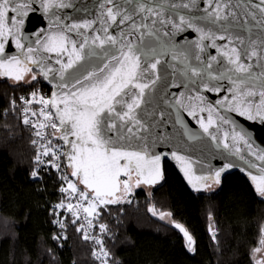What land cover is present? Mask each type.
I'll return each mask as SVG.
<instances>
[{"label":"snow or ice","instance_id":"1","mask_svg":"<svg viewBox=\"0 0 264 264\" xmlns=\"http://www.w3.org/2000/svg\"><path fill=\"white\" fill-rule=\"evenodd\" d=\"M196 0H192L195 4ZM109 7L101 5L103 9L102 16L104 20L102 24L107 25L116 24L119 18L120 24H128L130 31L127 35L146 28L147 25H137L135 23V16L141 13L145 14L144 19L153 15L160 18L161 24L170 23V21L163 18L164 13L157 7L149 6L143 2L139 3L133 12H129L127 8L116 3V0H105ZM70 3H65L64 0H41V7L44 13H48L52 7H70ZM171 7H177L176 4H171ZM184 8H189V4L181 5ZM211 7V4L209 5ZM240 5L237 4V7ZM28 4L18 3L17 0H0V57L5 55V45L9 42V38L15 41L17 49H24L21 43V29L24 25V18L28 16L26 10ZM254 8L260 13L258 18L255 12L246 10L245 15H249L257 24L264 28V0H259V3H252L246 6V9ZM207 11V9H205ZM13 13L14 15H10ZM227 13V14H226ZM214 20H228L229 16L236 19V12L230 10L229 4L217 3L213 12L209 13ZM181 23H188L189 27L192 25L185 20L183 16L180 17ZM94 22L73 23L66 30L68 32L77 30L80 35V29H90ZM155 24L156 21L153 20ZM247 23V21H245ZM173 28L177 25L173 23ZM201 33V41L204 39H213V47L215 39L227 40V44L223 49L217 50L221 55L227 58V62L232 67L228 69L234 75L239 74V82L236 79L228 77L229 82L233 84L231 89L232 101L227 104L228 111H234L237 115L245 117L250 121H259L264 123V72L258 77H253L251 73V64H246L243 61L245 58L258 57L255 41H249L250 51L242 53L238 47L229 45L243 46L245 41L239 37L230 38L220 35L214 38V34L209 33L205 35L200 28L195 29ZM105 33L101 38L96 35L91 39V45L104 49L105 44L112 46L119 45L117 53L111 55V59L104 63L101 67L88 69L82 63L87 56H92L91 50L85 54V49L89 48V38L84 37L83 42L77 45L73 40H70L65 31L50 34L45 37L43 41H37L43 52L55 53L58 59L56 63L60 65V81L61 83L54 85V87L63 90L62 92H53L50 99H45L43 96L37 97L36 93L32 94V102L41 105L39 112L43 122L33 123L32 127L36 128V135L41 139L44 138L45 128L51 127L54 133H59V136L54 135V139H59L64 142L69 151L62 153L66 156L68 167L71 169V175L76 177L78 183L83 185V190L77 187L76 183L68 181L67 188H61L62 192H68L69 196H78V203H69L66 207L69 212H72L76 219H79V211L85 213V219L89 225L92 221L90 218L98 216V209L102 206L115 204L123 201L124 196L130 193L133 187V174L135 175V186L139 187L141 183L153 185L162 179L161 160L162 154H150L147 148L140 150H128L120 145V141L135 137L138 140L146 139L141 133L148 131L145 124L138 118L137 109L140 108L145 97V90L151 89L156 85L157 81L161 79L159 75L158 66L161 64V58H153L152 60L145 59L142 61L141 57L144 55L142 49L137 44H133L130 40H125V33H120L119 39L116 36L108 34V27H103ZM149 36L153 35L152 31H148ZM167 35V33H164ZM144 34L141 32L140 43H143ZM98 42V43H97ZM264 44V41H262ZM203 51L202 45H198ZM37 51L32 47H28L26 53L22 51L23 59L12 56L9 59H0V77H7L13 81L19 82L24 80L25 76L32 71L30 64L40 65L41 61L36 59L32 53ZM155 52V49H152ZM67 56V61L64 62L59 57ZM173 59H178L175 51L172 52ZM187 57L185 56V60ZM199 59V57H197ZM215 60V57L212 58ZM112 61H115L112 64ZM111 65V66H110ZM79 66V67H77ZM207 68H212V63L207 64ZM70 69H75L72 73L70 81L65 80V73ZM45 79L48 78V72L41 67L40 69ZM48 71H51L49 69ZM192 76L199 77L202 75L201 70L196 68L190 69ZM148 75L149 82H143L145 76ZM209 80H220L226 77V73L219 76H213L208 73ZM36 76L32 75L31 80H36ZM259 80L260 88L257 89L255 83L251 81ZM250 85V86H249ZM173 87H179L178 84H173ZM205 91L219 92V88H209L208 84L203 85ZM135 90V91H133ZM259 96V102L255 103L251 98ZM130 97V102L128 98ZM203 100V97H197ZM227 101V97L224 98ZM180 103V101H177ZM222 104L224 101L221 102ZM119 105V107H117ZM204 111V108L200 109ZM27 112V109L25 110ZM208 118L207 122L201 118L198 123L203 132L209 134L213 140L216 139L214 135L209 132L213 127L215 121L212 113L214 108L209 106L207 108ZM33 116L36 112L32 113ZM189 115L195 116L194 111H189ZM223 121L224 118L220 117ZM51 123H45V122ZM119 121V123H117ZM228 122V121H224ZM25 124L29 120L25 118ZM128 136H125L124 133ZM228 133H225L227 139ZM233 142H243V144L251 149V144L246 138L245 134L232 132ZM52 141L49 140L48 144ZM43 148V155L48 156L50 153L54 160H58L59 156L56 151L49 149L47 145H41ZM225 148H229L227 143ZM240 148H235V152L239 153ZM171 156L182 167L188 178L189 184L196 190L205 187V184L200 182L213 181L218 184L220 172L217 171L214 177L194 176L192 174L191 161L186 160L185 157L177 155L172 152ZM257 159L264 163V152L257 154ZM37 161H40V156H37ZM53 167L59 168L58 164H53ZM264 173V168L260 169ZM36 172L32 173L35 177ZM123 177V179H122ZM65 179H67L65 177ZM255 185L256 192L264 197V175L251 176ZM123 193V195H120ZM86 202V206H85ZM59 208H64V204L57 205ZM74 209L76 211H74ZM153 215H158L159 219L164 220L165 217H170L171 213L160 212L157 213L155 208H150ZM75 223V220H73ZM172 226L183 234L187 241L188 250L194 251V240L187 229L180 223L173 221ZM63 227V224H61ZM82 227V226H81ZM79 230V229H78ZM105 230V226L101 225V231ZM211 230V229H210ZM85 239H88L85 233ZM215 239V233H213ZM102 245V242H100ZM260 248L255 249L256 253L264 251V230H262V237L260 239ZM105 257L107 252L102 253ZM106 264V261L104 262ZM256 264H264V259L257 260Z\"/></svg>","mask_w":264,"mask_h":264},{"label":"trees","instance_id":"2","mask_svg":"<svg viewBox=\"0 0 264 264\" xmlns=\"http://www.w3.org/2000/svg\"><path fill=\"white\" fill-rule=\"evenodd\" d=\"M37 88L51 92L40 76L30 83L0 78V264H100L72 213L65 214L58 236L52 210L67 198L58 193L56 172L32 176L39 165L37 129L24 123L21 98ZM163 173L150 193L140 185L125 201L102 206L90 218L110 264H256L264 197L242 173H226L221 184L209 183L204 192L194 191L168 159ZM150 208L171 213L172 223L192 236L194 251Z\"/></svg>","mask_w":264,"mask_h":264},{"label":"water","instance_id":"3","mask_svg":"<svg viewBox=\"0 0 264 264\" xmlns=\"http://www.w3.org/2000/svg\"><path fill=\"white\" fill-rule=\"evenodd\" d=\"M17 2L29 5L27 9H22L28 12L20 33L24 49H17L15 41L9 38V42L5 45V55L0 59H9L12 56L23 59L22 51L26 53L28 47L37 49L32 55L40 60L41 64H30L29 67L32 69L30 73L35 72L40 75L44 85L51 89L50 98L53 92L63 91L54 87V85L61 83L60 65L56 63L58 57L55 53L43 52L37 43L38 40L43 41L50 34L65 31L69 39L75 41L78 46L83 42L84 37H88L90 49L86 48L85 54L89 50L95 53L92 56L86 55V60L82 62L88 69L101 67L111 59L113 53H117L119 45L112 46L106 43L104 49L91 45V39L96 35L101 38L104 37L103 27L105 26L108 27L109 35L119 39L120 33L123 31L125 40L137 44L144 53L141 57L142 61L161 58V64L158 66L161 79L151 89L145 90L144 101L137 109L138 118L148 128L147 132L141 133L146 139L138 140L131 137L119 142L128 150H140L146 147L150 154H162V179L153 185L143 183L140 185L154 187L163 182V161L165 159L171 162L181 177L189 184L188 178L181 171L182 165L171 156L172 152H176L177 155L192 162L191 168L194 176L214 177L217 171L221 173L218 184L211 180L200 182L206 185L200 190H196L189 184L194 191H206L209 183L219 185L226 173L236 171L242 173L255 189L251 176L264 175L260 172V169L264 168V163L257 159V154L264 152V123H260L258 120L250 121L237 115L234 111L227 110V104L233 99L231 93L233 84L229 82L228 77L239 82V74L234 75L228 71L232 66L228 64L227 58L217 50L218 48L223 49L227 40L215 39L216 47H213V39L201 41V33L195 29H202L205 35L212 33L214 38L224 35L233 39L236 37L243 39L245 41L243 46L229 45V47H238L242 53L250 51L249 41H255L258 45L256 50L260 55L245 58L242 62L251 64L252 76L258 77L264 72V44H262L264 28L257 24L251 16L245 15V12L251 10L259 18L260 13L254 8L246 9L247 5L259 3V0H196L195 4L192 3V0H116L117 4L127 8L129 12H133L141 2L157 7L164 13L163 18L170 21V23L161 24L159 17L153 15L144 19L145 14L141 13L135 16V23L137 25L144 24L147 27L132 33L131 36L127 35L130 31L129 25L120 24L119 18L116 24L110 22L107 25L102 24L104 17L102 16L101 5L110 6L105 3V0H64L71 6L52 7L46 14L41 7V0H17ZM56 2L59 3V0ZM185 3L189 4V8L186 9L181 6ZM217 3L229 4L230 10L237 14L236 19L229 16L228 20H214L209 13L214 11ZM171 4H176L177 7H171ZM237 4L240 6L237 7ZM10 15L14 14L10 13ZM181 16L192 27H189L188 23L182 24ZM153 20L156 21L155 24ZM84 22L94 23L90 29H80V35L77 34V30L70 32L66 30L73 23ZM173 23L177 25V28L172 27ZM148 31H152L153 35L149 36ZM141 32L144 34L142 44L140 43ZM165 32L167 35L164 34ZM198 45H202L203 51ZM152 49H155V52ZM173 51L176 52L178 59H173ZM185 56L187 57L186 60ZM213 57L215 60L212 59ZM59 58L64 62L67 61L66 54ZM114 63L115 61H112V64ZM208 63H212L211 69L207 68ZM41 67L48 72L47 79L42 75ZM191 68L201 70L202 75L199 77L192 76ZM49 69L51 71H48ZM73 72L75 69H70L64 74L66 81H70ZM208 73L213 76L226 73V77L220 80H209ZM143 82H149L148 75L145 76ZM174 83L178 84L179 87H173ZM205 83L208 84L209 88H219L220 91H205L203 87ZM250 83H255L257 89L260 88L259 80ZM198 96L203 97V100L197 99ZM225 97H227V101L224 100ZM126 99L130 102V97ZM251 99L255 103L259 102L258 95ZM222 101H224L223 104ZM209 106L215 109L212 113L215 123L209 129V132L216 137L215 140L209 134L204 133L198 123L201 118L207 122L209 115L207 108ZM201 108L205 110L201 111ZM189 111H194L195 116L189 115ZM220 117H223L224 120L222 121ZM233 129L238 133L245 134L251 144V149L246 147L243 142H233L231 138ZM225 133H228L227 139H225ZM124 135L128 136L126 132ZM57 142L64 145L62 140L57 139ZM225 143L229 145V148L224 147ZM64 146L65 152L69 151L68 147ZM237 147L241 149L239 153L235 152ZM64 158L68 166L66 156ZM174 229L178 231L176 228ZM180 234L184 238L183 234Z\"/></svg>","mask_w":264,"mask_h":264},{"label":"built area","instance_id":"4","mask_svg":"<svg viewBox=\"0 0 264 264\" xmlns=\"http://www.w3.org/2000/svg\"><path fill=\"white\" fill-rule=\"evenodd\" d=\"M36 93L37 97L43 96L45 99H50V94L46 93V91H44L41 88H37L33 91L28 92L27 94L23 95L21 98V102H22V117L25 120V118H27L29 120V123L27 125H32L33 123H40L43 122V118L40 117L39 112L41 109V105L35 102H32V94ZM27 109V112L25 111ZM36 112V115L33 116L32 113ZM45 123H51L49 122H45ZM44 132V138L41 139L39 136L36 135L35 141L38 145V149H39V156H40V161L42 162H38V168L36 170L37 175L35 176V178H39V173L48 170L50 168H52L56 174L57 177L59 179V183H60V188L58 189V193L59 195H63L67 198V201H62L60 204H64L65 207L64 208H59L57 207V204L53 207L52 213L55 214L56 216V225L60 231V234L58 235L59 237H61L62 235V229L64 227V219L66 217L65 214H69L72 212H69L67 210V205L69 203L71 204H77L78 201V196L73 195V196H69L68 192H62L61 188H67V183L68 181H71L73 183L76 179L73 178V176L71 175V169L65 165L64 163V159H63V154L65 153V150L63 148V145H60L57 142V139H54V135L55 136H59V133H54V130L51 127L45 128L42 130ZM51 140L52 143L48 144V141ZM41 145H47L49 147V149H53L56 151L57 155L59 156L58 160H54L51 153L48 156H44L43 153V148L41 147ZM53 164H58L59 168L57 167H53ZM65 177L67 179H65ZM80 190H83V188L78 187ZM85 206H86V202H85ZM74 211H76L74 209ZM73 214V213H72ZM85 213H83L82 210L79 211V219L78 221L81 223V225L84 228L85 233L88 236V240L91 241L94 246H95V250H94V258L100 263V264H104V262L106 261V264H110L108 261V257L104 256L102 253L105 252L103 247L101 246L100 242L98 241V239L96 238V236L93 233V230L91 229L90 225L87 223L86 219H85ZM61 224H63V227H61Z\"/></svg>","mask_w":264,"mask_h":264},{"label":"rangeland","instance_id":"5","mask_svg":"<svg viewBox=\"0 0 264 264\" xmlns=\"http://www.w3.org/2000/svg\"><path fill=\"white\" fill-rule=\"evenodd\" d=\"M36 74H38V73H35V72H33V73H29V74H27V75L25 76L24 80H22V81H24L25 83H30V82L34 81V80H31V76H32V75H35L37 78L40 76L39 74H38V75H36ZM0 78H5V77H0ZM6 78H7V77H6ZM37 78H36V79H37ZM50 90H51V89H50ZM50 95H51V92H50ZM62 145H63V144H62ZM64 156H65V155H64ZM64 161H65V158H64ZM74 182H76L77 187H79L80 184L78 183L77 178H76V180H75ZM132 183H133V187H132L130 193L127 194L126 196H124L123 201H125V200L127 199V197H128L130 194L134 193V191L138 188V187L135 186V175H134V174H133V181H132ZM140 187H141L142 189H145L148 193H150L151 190H152L151 187H147V186H145V185H142V186H140ZM120 195H123V193H121ZM123 201H122V202H123ZM157 213H158V212H157ZM154 216H155L158 220H160V221H162V222H165V223H168V224H171V223H172L171 216H170V217H165L164 220L159 219V216H158V215H154ZM261 259H264V251H261L260 253H256V252H255V254H254V260H255V262H256L257 260H261Z\"/></svg>","mask_w":264,"mask_h":264}]
</instances>
